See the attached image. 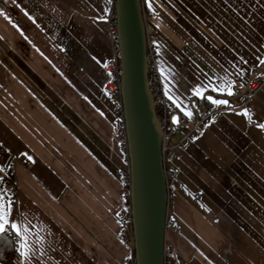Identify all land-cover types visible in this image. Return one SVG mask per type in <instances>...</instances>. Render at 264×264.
Here are the masks:
<instances>
[{"label":"crops","instance_id":"0c3cea01","mask_svg":"<svg viewBox=\"0 0 264 264\" xmlns=\"http://www.w3.org/2000/svg\"><path fill=\"white\" fill-rule=\"evenodd\" d=\"M153 5L164 88L191 123L213 101L231 105L264 72V0ZM110 8L109 0H0V234L12 257L9 232L19 231L17 264H125L131 254L119 236L121 104L103 68L112 56ZM198 131L170 163L178 172L170 210L180 230L167 234L175 262L264 264V88ZM15 161L16 201L3 182Z\"/></svg>","mask_w":264,"mask_h":264},{"label":"water","instance_id":"95a60500","mask_svg":"<svg viewBox=\"0 0 264 264\" xmlns=\"http://www.w3.org/2000/svg\"><path fill=\"white\" fill-rule=\"evenodd\" d=\"M122 64L120 104L130 160V213L137 264H165L169 209L162 145L164 132L149 82L147 27L141 0H116Z\"/></svg>","mask_w":264,"mask_h":264},{"label":"built area","instance_id":"2783aa9c","mask_svg":"<svg viewBox=\"0 0 264 264\" xmlns=\"http://www.w3.org/2000/svg\"><path fill=\"white\" fill-rule=\"evenodd\" d=\"M116 0H111V8L108 14V23L110 25L111 37H110V47L112 56L107 59L103 68L109 77L108 85L106 90L111 94L117 96L121 99V78H122V64L120 60V45L117 35V25H116V12H115ZM141 6L143 11V17L145 25L147 27V53L149 60V82L151 86L152 93L155 99V106L157 110V115L160 120L161 127L164 132L162 154L164 161V173L167 180V191L169 197V203L175 197V193L171 186V181L177 179L178 172L171 169L167 165L181 158L179 150L186 149L192 143L194 136H200L202 133L198 131L199 127L202 125H211L218 121L220 117L226 113L227 110H241L246 107L250 102H252L259 92L264 88V72L254 73L247 85L246 90L240 93L233 99V103L226 107V105H218L216 103H211L206 108V110L197 118L193 123L190 119L180 114L174 103L168 98L164 84L160 75V71L157 64L158 58V46L159 42L157 39V30L152 25L149 20V16L152 14V9L149 6L148 0H141ZM184 126H187L184 135L177 145L172 144V139L175 134H179L183 131ZM189 127V128H188ZM115 129L120 135V150L123 159V166L120 167V176L122 182L125 184V191L123 194V202L127 203L130 207V182H131V172H130V160L128 157V143L126 139V125L124 120V115L122 108H120V113L118 115L117 121L115 123ZM5 185V196L11 200L16 201L19 196V187L17 181V162L11 163L6 169L5 176L3 178ZM182 191L187 194L193 201L200 205L206 213H210V210L203 206L200 195L190 192L186 186H181ZM217 222L220 221L219 218L216 219ZM166 229V242H165V264H177L175 262L176 258V248L168 240L167 234L173 230H180L179 223L176 216L171 212L170 207L165 221ZM13 242V254L12 257L7 254L3 255V259L0 264H17L22 257V249L20 244V237L15 233H10ZM120 238L126 242L131 248V254L126 259L125 264H137L136 255L134 252V228L132 224V218L130 209H126L125 219L122 220V227L119 234Z\"/></svg>","mask_w":264,"mask_h":264},{"label":"rangeland","instance_id":"374dc122","mask_svg":"<svg viewBox=\"0 0 264 264\" xmlns=\"http://www.w3.org/2000/svg\"><path fill=\"white\" fill-rule=\"evenodd\" d=\"M148 2H149V6H150V8H152L153 9V13L156 11V9H155V6L153 5V0H148ZM149 20L151 21V23L153 24V20H154V17H153V14H151V16H149ZM110 49H111V47H110ZM180 137H181V135H180V133L178 134H175L174 136H173V139H172V141L173 142H176L177 140H179L180 139ZM168 167H170V164H168L167 165ZM171 183V186H172V189H173V191H176V188H177V180L175 179V180H173V181H171L170 182ZM124 203V202H123ZM173 205H174V203H173V201H170V203H169V207H173ZM124 207H125V209H127L128 208V210L130 209V207H129V205L127 204V203H124ZM121 227H122V224H121ZM121 239V238H120ZM122 240V239H121ZM123 241V240H122ZM124 242V241H123ZM126 243V242H125ZM127 244V243H126ZM179 257V256H178ZM179 259V258H178ZM180 261V260H179Z\"/></svg>","mask_w":264,"mask_h":264},{"label":"trees","instance_id":"16d2710c","mask_svg":"<svg viewBox=\"0 0 264 264\" xmlns=\"http://www.w3.org/2000/svg\"><path fill=\"white\" fill-rule=\"evenodd\" d=\"M11 252L12 246L10 239L4 234H0V259H3L4 254L10 256Z\"/></svg>","mask_w":264,"mask_h":264},{"label":"snow or ice","instance_id":"6c2138e0","mask_svg":"<svg viewBox=\"0 0 264 264\" xmlns=\"http://www.w3.org/2000/svg\"><path fill=\"white\" fill-rule=\"evenodd\" d=\"M109 2H111V0H109ZM229 94L231 95L232 93L229 92ZM214 103H223V102H220V101H213ZM245 114H247V110L245 111ZM187 115H191V113H187ZM6 224H7V221L4 220L3 216H0V233H4L6 231ZM11 228L12 229H17V225L16 224H11ZM17 235H19V231L17 230L16 232Z\"/></svg>","mask_w":264,"mask_h":264}]
</instances>
